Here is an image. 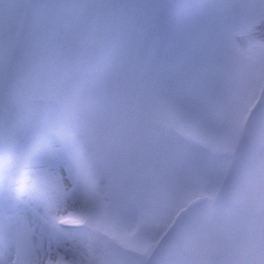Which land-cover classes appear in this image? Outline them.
Segmentation results:
<instances>
[{
  "label": "rangeland",
  "instance_id": "obj_1",
  "mask_svg": "<svg viewBox=\"0 0 264 264\" xmlns=\"http://www.w3.org/2000/svg\"><path fill=\"white\" fill-rule=\"evenodd\" d=\"M263 20L264 0H0V264H264Z\"/></svg>",
  "mask_w": 264,
  "mask_h": 264
},
{
  "label": "bare ground",
  "instance_id": "obj_2",
  "mask_svg": "<svg viewBox=\"0 0 264 264\" xmlns=\"http://www.w3.org/2000/svg\"><path fill=\"white\" fill-rule=\"evenodd\" d=\"M44 170L39 172H31L29 173L28 177L30 179H36L39 180L42 184H46L47 186L53 187V188H61L64 190L65 193L69 192L71 182L70 178L67 176V170L66 169H56L52 168L50 166H44ZM62 175L63 178L59 180V176ZM81 202L77 199L75 200H68L67 201V210L69 213H74V211L77 210ZM46 259H40L37 264H55L57 263V258L53 259L52 261H45Z\"/></svg>",
  "mask_w": 264,
  "mask_h": 264
},
{
  "label": "trees",
  "instance_id": "obj_3",
  "mask_svg": "<svg viewBox=\"0 0 264 264\" xmlns=\"http://www.w3.org/2000/svg\"><path fill=\"white\" fill-rule=\"evenodd\" d=\"M263 21L259 22V24L256 25L255 31H253L251 33H248L246 36H244L246 38L245 40L247 42L250 41V40L253 41L256 38L259 39V40L261 39V41L264 42V37L262 38L263 32L261 30V28L264 27V22ZM259 31H260V33H259ZM262 44H264V43H262ZM3 142H4V139L2 138L1 133H0V147L3 144Z\"/></svg>",
  "mask_w": 264,
  "mask_h": 264
}]
</instances>
